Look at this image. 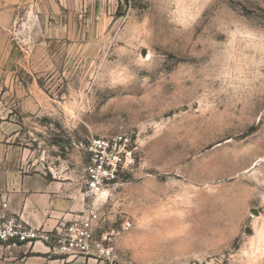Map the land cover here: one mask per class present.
Returning a JSON list of instances; mask_svg holds the SVG:
<instances>
[{"label":"rangeland","instance_id":"1","mask_svg":"<svg viewBox=\"0 0 264 264\" xmlns=\"http://www.w3.org/2000/svg\"><path fill=\"white\" fill-rule=\"evenodd\" d=\"M47 4L52 39L15 38L1 139L73 193L95 138L127 135L136 163L98 199L113 254L32 251L51 264H264V0Z\"/></svg>","mask_w":264,"mask_h":264},{"label":"crops","instance_id":"2","mask_svg":"<svg viewBox=\"0 0 264 264\" xmlns=\"http://www.w3.org/2000/svg\"><path fill=\"white\" fill-rule=\"evenodd\" d=\"M46 5L47 0H35L31 12L24 14L23 0H0V125L2 120H6L9 109L7 79L12 76L9 73L13 72L14 64L18 63L15 53L18 51L15 43L17 33L21 36L28 34L34 43L35 37H38L44 45L52 39L53 17ZM21 22L23 30L18 27ZM1 137L0 132V198L9 201L13 213L22 215L26 223L35 229L52 230L83 210L82 190L73 193L67 179H51L43 172L28 173L22 152L8 147ZM34 250L29 246L0 244V264L57 262L49 261L45 253L35 254Z\"/></svg>","mask_w":264,"mask_h":264},{"label":"built area","instance_id":"3","mask_svg":"<svg viewBox=\"0 0 264 264\" xmlns=\"http://www.w3.org/2000/svg\"><path fill=\"white\" fill-rule=\"evenodd\" d=\"M131 147L132 141L127 135L98 137L91 141L82 186L84 208L73 219L59 224L55 229L29 226L22 215L11 211L9 201L1 197L0 244L16 247L40 244L49 253L70 258L96 253L113 254V234L104 233L98 237L102 223L98 199L118 182L122 173L134 171L136 160ZM129 226L126 223L123 229Z\"/></svg>","mask_w":264,"mask_h":264}]
</instances>
